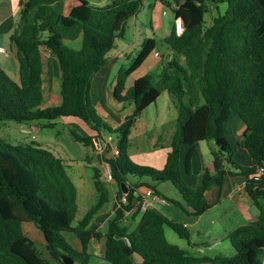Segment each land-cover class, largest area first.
Listing matches in <instances>:
<instances>
[{"label": "trees", "instance_id": "1", "mask_svg": "<svg viewBox=\"0 0 264 264\" xmlns=\"http://www.w3.org/2000/svg\"><path fill=\"white\" fill-rule=\"evenodd\" d=\"M77 1L68 14L54 8L56 0L23 1L18 26L9 36L19 57V78L13 80L0 67V122L45 120L44 126L54 127V119L70 117L82 121L94 134L114 135L117 154H106L105 160L118 193L121 184L129 186L125 206L134 207L136 214L140 197L133 196V188L151 189L184 212L199 215L210 207L206 192L220 188L225 175L236 174L245 177L244 190L257 208V218L229 233L231 256L222 252L199 256L171 243L165 236L166 227L188 241L190 234L183 224L155 207L141 212L132 229L114 217L104 233L92 232L90 220L109 199L100 171L93 169L96 204L73 224L78 208L76 188L62 159L34 140L12 144L0 137V264H64L61 254L71 256L74 264H93L88 243L100 237H104L102 260L108 264H264V0H159L175 18H181L183 31L178 35L173 26L164 38L174 56L164 64L158 81L146 73L129 88L125 86L126 78L154 50L153 38L144 39L130 63L118 70L113 98L130 102L133 111L116 127L92 103L91 81L124 33L127 20L145 0H111L103 6ZM222 3L226 4L223 11ZM210 10L214 15L205 25ZM78 38L79 48L67 45ZM42 48L50 51L59 66L61 101L54 106L41 107ZM162 91L173 99L177 116L165 164L157 169L134 162L128 146L136 118ZM232 112L245 125L243 147L250 165L236 160L226 137L225 124ZM70 132L75 140L92 146V136H81L74 129ZM203 140L215 144L212 170L198 174L195 183L187 182L195 147ZM259 169L262 173L256 178ZM163 183H170L181 200L167 198L158 187ZM25 222L39 230L50 258L26 234ZM68 233L80 240L81 250L71 246Z\"/></svg>", "mask_w": 264, "mask_h": 264}, {"label": "crops", "instance_id": "2", "mask_svg": "<svg viewBox=\"0 0 264 264\" xmlns=\"http://www.w3.org/2000/svg\"><path fill=\"white\" fill-rule=\"evenodd\" d=\"M24 0H0V45L7 50V54L0 53V67L12 78L17 81L19 78V57L15 45L9 41L10 34L17 28L20 19V10ZM93 5L103 6L111 0H88ZM77 0H56L54 8L62 14H68L70 9L77 4ZM169 9L159 0H145L137 13L144 14L142 21L138 20L137 13L129 18L124 28L122 36L115 40L114 47L108 52L105 64L96 72L91 81L90 96L97 112L104 117L105 121L111 126H118L133 111L130 102L119 103L113 98V85L118 70L126 67L125 61L133 59L140 49L141 42L146 38H153L155 41L154 50L146 57L143 63L126 78L125 86L129 88L134 80L146 73H151L154 81H158L162 74L164 64L171 60L174 52L164 42V38L170 33L172 27L179 24V21L160 18V14H167ZM171 11V10H170ZM163 14V15H164ZM167 20V21H166ZM181 22V21H180ZM183 31V24L181 25ZM162 27V34L158 35L157 28ZM156 37H159L163 45L158 48ZM80 39L72 43H67L70 47L79 48ZM183 61V56H178ZM43 61V101L41 107L58 105L60 97V71L56 58L46 48H42ZM24 74L27 77L28 68L24 66ZM153 105V107H150ZM152 108L154 110L152 111ZM177 116L174 101L167 91H162L153 104L147 106L136 118L130 133L128 153L130 158L142 165H148L157 169L163 168L168 151L170 150V139L174 132L172 125ZM4 122V121H2ZM9 122V121H7ZM57 132L42 138V142L37 140V123H6L0 133L9 137V143H27L32 140L31 133H35L34 140L41 146L52 151L63 161L64 168L75 185L77 194V212L73 224L80 220L86 211L94 206L98 200L93 178V169L100 171V179L108 190L109 199L99 212L90 220L88 229L92 232H101L107 228L109 220L114 217L118 221L129 227L134 228L139 221L141 211L136 214L135 208L125 206L120 202L121 194L118 193V186L113 180H106L101 173V165L104 155L97 153L91 145L86 146L82 142L73 138L70 129H74L79 135L91 137L94 135L92 130L82 121L76 118L59 117L52 121ZM44 122L42 126L45 124ZM245 125L238 114L232 112L225 124L226 137L233 145L236 160L243 165H250L251 158L243 147L242 134ZM230 130V133L228 131ZM29 137L26 138V134ZM1 137V136H0ZM2 138V137H1ZM215 144L212 140L198 142L192 157L191 173L185 176L187 182L195 183L197 176L205 169L212 170L213 151ZM245 177L236 174H227L224 177L223 185L212 187L205 196L210 207L199 215H193L181 210L178 211L169 207L167 203H157L155 208L161 210L172 220L183 224L188 230L189 241L179 237L174 231L168 236L164 229L166 238L180 248L195 255H214L225 253L231 250L229 233L243 224L253 222L257 218V208L252 199L244 190ZM167 192H171L173 186L170 183H163L158 186ZM175 200H179L174 197ZM164 208V209H162ZM207 219L204 220V217ZM205 221V222H204ZM34 241L39 240L43 243L41 234L31 222L24 223L25 232ZM38 230V231H37ZM169 237V238H168ZM68 242L76 250H81L80 240L73 234L66 236ZM230 245H228V244ZM87 251L92 255L93 264H108L102 260L104 251V237L92 238L88 243ZM264 263V261H263Z\"/></svg>", "mask_w": 264, "mask_h": 264}, {"label": "built area", "instance_id": "3", "mask_svg": "<svg viewBox=\"0 0 264 264\" xmlns=\"http://www.w3.org/2000/svg\"><path fill=\"white\" fill-rule=\"evenodd\" d=\"M175 20L179 21V24L175 26V32L176 34L180 35L182 33L181 30L182 20L181 18H176ZM0 53L7 54V50L1 45H0ZM31 136L32 139H34L35 133L33 132ZM116 142H117V138L112 134L101 133V134H94L92 136V147L97 153L101 155H104L106 152L107 153L110 152L111 155H116L117 154ZM101 166H102L101 173L103 178L108 181L113 180L109 164L105 160V158ZM261 173H262V169H259L256 178H259ZM128 191H129V186H128ZM127 193L121 194L120 202L123 204L127 203V198H128ZM132 194L133 196L140 197L139 200H137L136 202L139 205V209L141 212L150 208H154L157 203H167L166 199L161 198L151 189L140 191L136 188H133ZM126 241L128 242L127 239Z\"/></svg>", "mask_w": 264, "mask_h": 264}, {"label": "rangeland", "instance_id": "4", "mask_svg": "<svg viewBox=\"0 0 264 264\" xmlns=\"http://www.w3.org/2000/svg\"><path fill=\"white\" fill-rule=\"evenodd\" d=\"M225 7H226L225 3L220 4V10L221 11H223L225 9ZM164 13H166V12H164ZM163 14H160V18L162 17V18H165V19H169V20L171 19L172 20L173 14H172V11H170V9H169V11H167V14H164V15ZM213 15H214L213 10H210V11H208L206 13V15H205V23L206 24L205 25H209L210 24ZM137 18H138V20L142 21V19L146 18L145 17V13L144 14H141L140 12L137 13ZM157 30H158V35L160 36L162 34V27L161 28H157ZM156 40H157V43H158V48L160 49V46L163 45V43H162V41H160L159 37H156ZM71 48L77 49V48H75V46H73ZM130 60L131 59L126 60L125 64L127 65ZM150 107H153V105H151ZM153 110H154V108H152V111ZM35 122L37 123V127H38V132H36V134L38 135L37 136V140L39 142H42V140H43L42 138H44L45 136H48L47 137V140H48V138H50V136L54 135L57 132V130H58V128L52 129V128L46 127L44 125L42 126V124L45 122V120H38V121H35ZM6 123L13 124L15 122L14 121L0 122V132H2V129L5 127ZM228 133H230V130L228 131ZM5 134H11V133H0V136L2 137V139L6 140V141H9V139H8L9 137H6L7 135L5 136ZM30 135H32L31 132H30ZM25 136H26V138H28L29 137V133L26 134ZM32 140H34V139H32ZM31 141H29V142H31ZM29 142H27V143H29ZM174 197L179 199V200H181V196L179 195L178 191L173 188L171 192H167V198L174 199ZM169 207H171V209H175V210L178 211V207L176 205L172 204V203L169 204ZM162 209H164V208H162ZM205 219H207V216L204 217V220ZM30 231L31 230L28 231V229H27L26 233L30 234ZM31 232H33V231H31ZM166 232L168 233V236L170 234L174 233L169 227H166ZM37 233H38V235L36 236V238L40 237V232L38 231ZM173 235H175V234H173ZM35 243H36V246L38 247V249L40 250V252L43 254V256L46 257V258H50L48 253L44 250L43 243L39 242V240H36ZM228 245H230V244H228ZM230 247H232V246L230 245ZM224 252H225L226 255L231 256L233 254V248H231V250H229V251H224ZM136 259H138V257H136Z\"/></svg>", "mask_w": 264, "mask_h": 264}, {"label": "water", "instance_id": "5", "mask_svg": "<svg viewBox=\"0 0 264 264\" xmlns=\"http://www.w3.org/2000/svg\"><path fill=\"white\" fill-rule=\"evenodd\" d=\"M121 187H122V193H127L128 186L121 184ZM61 260L64 264H74V259L67 254H61Z\"/></svg>", "mask_w": 264, "mask_h": 264}]
</instances>
